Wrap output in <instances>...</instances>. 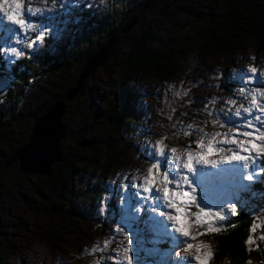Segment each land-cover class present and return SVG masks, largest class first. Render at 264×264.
I'll use <instances>...</instances> for the list:
<instances>
[{"label": "rangeland", "instance_id": "374dc122", "mask_svg": "<svg viewBox=\"0 0 264 264\" xmlns=\"http://www.w3.org/2000/svg\"><path fill=\"white\" fill-rule=\"evenodd\" d=\"M126 1L80 0L78 4H72L68 0L64 3L57 0L53 11L43 17L26 14L27 20L35 23L37 28L40 25L48 26L47 34L42 40H37V31L25 32L0 15V52L7 69L11 65L13 69L26 56L36 61L47 57L51 59V62L40 66L39 75L28 78V85L14 79L10 105L16 104V101L20 103L16 112L18 119L12 129H7L6 137L0 138V156L3 154L5 157L9 151L25 143L34 125L36 113L48 108L61 93L68 92L85 65L83 57L97 47L98 42L106 40L103 30L100 35L88 27L87 15H95L102 20L114 13L116 19H110V23L107 22L106 25L107 29L114 28L128 24L136 9L145 5V24L139 31L151 26L155 30L153 46L174 56L178 67V75L166 82L149 77L127 81L119 67L128 50V44L125 43L119 47L117 58L113 60L111 56L97 68L95 75L93 73L94 76L86 80L85 89H82L84 92L81 91V95L72 101L70 113L65 117L71 132L62 142L63 149L70 151L81 133L86 132L91 134L88 136L90 140L97 141L102 146L107 144L110 156L119 151L122 154L108 173V185L103 188L105 195L97 200L93 210L85 212V216H74L68 224L72 225L73 230L59 222L62 216L51 203L55 199L54 194L38 191L36 179L39 175H32L31 179H27L21 177L17 169L7 168L0 174V232L6 229V236L10 237L6 264H114L125 258L124 248L129 240L133 242V264H178V261L183 264L180 258L191 259L204 252L211 254L207 264H214L216 261L217 244L212 240L211 233L199 235L207 229L194 223L188 224L185 229L190 234L187 242L192 243L193 248L190 251L183 250L181 245L185 238L172 232L166 218L158 214L165 210L163 206L153 212L150 202H137L132 208L124 206L127 215H118L120 204L117 197L120 193L117 186L133 179L138 183L147 175L152 161L144 158L143 148L146 143L159 141L168 153L175 149L174 156L186 160L189 151H199L196 142L207 143L212 139V133H225L231 137L238 129L231 126V123L225 124V117L219 114L229 112L235 119V113L240 110L243 115V108L251 103L249 93L264 91V87L257 88L253 82L246 84L248 91L242 93L238 78L240 74L246 73L247 79V76L252 75L247 70L255 68L257 71L253 80L264 81V49L256 51L247 43L238 55L227 62L217 51L208 53L200 50L203 19L213 9L204 0H174L179 5L175 6L172 2L174 4L167 7L160 0H145L144 4H140L141 0ZM27 7L45 5L40 0H26L25 9ZM47 7H53L51 0ZM164 11L168 13L163 14ZM11 47L20 50L19 57L8 51ZM61 55L65 56L64 60H61ZM128 93L132 94L135 124L124 133V140L135 141L132 146L118 143L123 138L113 136V126L102 112L118 102H125ZM196 99L203 103H197ZM7 101L6 97H0V112L5 111ZM209 112L213 114L209 115ZM237 123L243 124V121L239 120ZM189 125L192 130L185 135L189 131ZM215 139L220 141L225 137L221 135ZM104 151L106 152L105 148ZM225 155H231L227 146L224 152L214 151L208 158L220 160ZM17 163L19 162L14 164ZM195 167L197 176L190 177L196 188L195 195L200 203L213 208L238 200L240 194L252 184L242 178L238 164H221L216 168ZM260 169L258 161L255 170L259 172ZM183 174L181 170L180 175ZM85 175L84 180L87 181L95 180L100 174L96 169L86 167ZM257 178L258 176H254V180ZM155 187L162 189L164 185L158 183ZM110 197L116 201L114 210L109 206ZM102 199L105 202L103 213ZM136 208L142 210L138 212ZM192 211L195 212L196 209L193 208ZM117 222L123 231L114 233ZM223 225L224 221L217 220V227ZM55 231L66 233L67 239L52 236ZM125 235L128 239H125ZM81 249H86L87 252H82ZM117 252L119 255L114 254ZM246 262L264 264L252 257L240 264ZM220 264H234V261L227 258Z\"/></svg>", "mask_w": 264, "mask_h": 264}, {"label": "trees", "instance_id": "16d2710c", "mask_svg": "<svg viewBox=\"0 0 264 264\" xmlns=\"http://www.w3.org/2000/svg\"><path fill=\"white\" fill-rule=\"evenodd\" d=\"M147 1L148 0H146V2ZM204 1L211 5L213 9H211V14L206 19H203L202 28L204 29L199 39L200 50H204L208 53L217 51L227 62L238 55L247 43L252 45L256 51L264 49V0ZM124 2L126 3L127 1L124 0ZM160 2H164L163 4L166 7L167 5L175 3L174 0H160ZM144 3L145 0L140 1V4ZM177 5L179 4L177 3ZM177 5L175 3V6ZM143 7H145V5L136 9L134 15L128 20L130 21L135 15L139 17L137 25L128 34L122 32L125 23L121 26L107 29V22H109L110 19H116L114 13H110L107 19L102 20L95 15H87V19H89L87 25L93 32L100 35L103 30L106 40L112 34L116 36L118 43L115 53L111 57L113 60L117 58L119 47L125 43L128 44V50L119 65L127 81L149 77L166 82L178 75L176 58L166 50L153 46V42L155 41V30L151 26L139 31V28L145 24L142 13L145 8ZM162 13L167 14L168 11ZM94 41L97 42L99 40ZM105 41L101 43L98 42V46L94 47L90 53L83 57V60H86L87 57L95 52ZM61 58V60H64L65 56L62 57L61 55ZM48 59L47 57L46 59H37L36 61L26 56L21 59L13 69V65H11V68L7 69L5 66L6 61L0 52V77L8 80L10 85L9 92L3 96L8 100V106H6L5 111L2 110L0 112L1 139L6 137L7 129H12L13 124L18 119L16 112L17 105L20 103L16 101V104L11 103L10 105L13 96L12 87L14 85V79L17 78L21 83L28 85V78L39 75L41 72L40 66L46 62H51V59ZM94 75H91L90 78ZM77 77H75L69 90L76 85ZM84 89L85 88H83V90ZM83 90L82 92H84ZM123 90L122 94L124 93ZM66 93L67 91L61 93L48 108L37 112L36 118L47 112L57 101L64 100ZM80 95L81 94H79V96ZM131 95V93L127 94L125 102H118L116 105L108 107L109 109L102 111L105 113L104 117L113 126L115 133L113 136H117V139L123 138L119 140L118 143L121 145L125 144V146H132L131 144L136 143L132 140H124V133L126 134L135 124V121H133L135 119L133 117L134 106L131 103ZM73 102H66L67 111L65 117L70 113ZM65 122L68 123L67 121ZM90 135L89 133L82 132L76 144L68 152L62 147L65 160L62 163L53 165L50 174L38 176L36 179L39 184V187H37L38 191L54 194L55 199L51 202L52 206L56 212L60 213L62 216L59 222L65 224V227L69 228V230H71L72 225L68 226V224L71 223L74 216H85V212L93 210V206L97 203V200L99 201L100 198L103 197L102 195H105L103 188L108 185L106 184L108 173L111 171L112 166L122 157V154H119L120 151L110 156V151H107L109 146H107V144L102 146V144H99L97 141L90 140L88 138ZM29 137L30 135H28L25 143L28 142ZM25 143H22V145ZM18 148L9 151L5 157L1 154L0 174L4 173L6 168L17 169L21 177L31 179V177H33L32 175L20 171L19 163L13 164L10 168L7 167V161ZM98 154L101 155L98 156ZM259 163L261 165L264 164V157H261ZM86 167L96 169L100 175L95 180L89 179L85 181ZM251 183L247 191L242 192L243 195L240 194L241 196L238 199L239 205H237L236 209L237 215L227 216L224 220V225L219 227L220 230L211 233L212 240L217 244V251L215 253L216 261H214V264H220L227 258L232 259L234 264H240L244 263L249 257L258 261H263L264 263V241L258 239L259 236L264 234V227L260 226L264 224V172ZM108 200L109 206L114 210V208H116V201L112 197ZM253 223L257 225V228L254 233H250L249 229ZM1 232L0 264H6L10 237L6 236V229ZM57 232L58 231H55L52 236L67 239L66 233L62 234V232ZM250 235H252L254 239V243L251 245L246 243ZM52 236H50V238H52Z\"/></svg>", "mask_w": 264, "mask_h": 264}, {"label": "snow or ice", "instance_id": "6c2138e0", "mask_svg": "<svg viewBox=\"0 0 264 264\" xmlns=\"http://www.w3.org/2000/svg\"><path fill=\"white\" fill-rule=\"evenodd\" d=\"M45 7H27L25 9L26 0H0V15H2L8 23L13 26H18L21 30L27 32L28 30L37 31V40H42L44 35L47 34L48 26L40 25L37 28L35 23L27 20L26 14L33 17H43L46 13H51L55 8L57 0H51L52 8L47 7L49 0H40ZM65 0H61L64 3ZM72 4H78L80 0H68ZM19 43V41H17ZM10 53L19 57L20 50L16 47L8 49ZM255 68L247 70L251 73V76L246 77V73L240 74L238 77L241 84V92H247L246 84L256 83L257 88L264 87V81L259 79L253 80L256 73ZM251 95V103L243 108V115L240 110L235 113V119L229 112H222L219 115L225 117V124L231 123L237 131L232 133L229 137L225 133H212V139L207 143L203 141L196 142V148L199 151L187 153L186 160H181L174 156L175 149L171 153H168L161 142L146 143L143 148L144 158L151 160V167L147 169V175L144 176L138 183L135 179L129 181L127 184L118 185L117 191L120 195L117 200L120 204L118 215H127L125 205L129 208L135 206L137 202H150L151 210L153 212L160 206H163L165 210L159 211V216L166 218L169 222L172 232L176 233L179 237L185 238V242L182 243L184 251H190L193 248V244L187 242L190 234L186 231L188 224H196L198 227H204L206 232H201L199 235H206L219 231V227L216 226L217 220L224 221L227 216L237 215L236 207L238 200L222 203L221 205L213 208L202 204L198 201L196 188L193 187V180L190 177L197 176L196 165L201 167L216 168L221 164H238L240 165V174L244 180L252 182L254 176L261 175L264 172V164L261 165L260 171L255 170L257 162L264 157V91H255L249 93ZM197 103H203V101L196 99ZM212 115V112L208 113ZM242 120L243 124L237 123ZM223 126V125H222ZM189 131L185 135L190 134L192 126H188ZM244 130H239V129ZM201 131V130H197ZM208 135L207 133H202ZM224 136L223 140H216L217 136ZM225 146L227 151L231 155H225L222 159H209L208 157L213 154L214 151L224 152ZM191 147V146H189ZM163 166V171H161ZM181 170L184 174L180 175ZM204 175V174H201ZM182 181V183H181ZM163 184L164 187L157 188L156 184ZM183 189V190H182ZM127 193V195H125ZM104 200L101 201V213L105 211ZM196 211L193 212L192 209ZM136 211L142 209L136 208ZM115 219V218H114ZM264 227V224L260 225ZM257 225L253 223L249 229L250 233H254ZM123 228L120 223H116L114 233L122 232ZM125 239H128L125 235ZM195 239V238H192ZM259 240L264 241V234L258 237ZM107 243V242H106ZM132 241H128L127 247L124 248V259L114 262V264H133L132 256ZM247 244L254 243L253 236L250 235ZM201 247H208L201 245ZM82 252H87L86 249H81ZM119 255V253H114ZM179 256V254H176ZM211 258L209 252H204L201 255H197L188 259L187 257L180 258L183 264H207V261ZM66 264V262H63ZM179 264V261H178ZM250 264V262H246Z\"/></svg>", "mask_w": 264, "mask_h": 264}, {"label": "water", "instance_id": "95a60500", "mask_svg": "<svg viewBox=\"0 0 264 264\" xmlns=\"http://www.w3.org/2000/svg\"><path fill=\"white\" fill-rule=\"evenodd\" d=\"M139 17L134 16L122 30L128 34L138 23ZM118 40L112 34L95 52L87 57L76 80L64 100L54 103L50 109L35 119L28 142L19 147L7 161V166L19 162L20 171L30 175L46 176L56 163H62V142L68 137L70 126L64 121L67 103L72 102L84 88L86 80L96 72L111 56L114 55ZM10 90L8 80L0 77V97ZM2 182L0 180V190Z\"/></svg>", "mask_w": 264, "mask_h": 264}, {"label": "bare ground", "instance_id": "6f19581e", "mask_svg": "<svg viewBox=\"0 0 264 264\" xmlns=\"http://www.w3.org/2000/svg\"><path fill=\"white\" fill-rule=\"evenodd\" d=\"M143 13V12H142ZM140 14V13H139ZM140 16V15H139ZM12 166V165H11ZM10 167V166H9Z\"/></svg>", "mask_w": 264, "mask_h": 264}]
</instances>
